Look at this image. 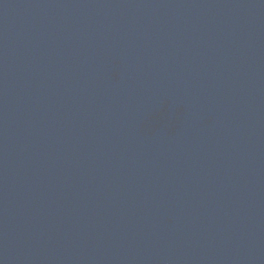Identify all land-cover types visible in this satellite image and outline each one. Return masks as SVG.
<instances>
[{
  "label": "water",
  "instance_id": "95a60500",
  "mask_svg": "<svg viewBox=\"0 0 264 264\" xmlns=\"http://www.w3.org/2000/svg\"><path fill=\"white\" fill-rule=\"evenodd\" d=\"M0 264H264V0H0Z\"/></svg>",
  "mask_w": 264,
  "mask_h": 264
}]
</instances>
